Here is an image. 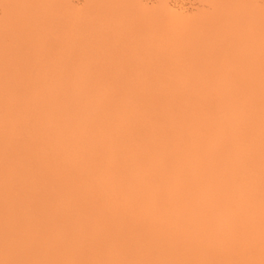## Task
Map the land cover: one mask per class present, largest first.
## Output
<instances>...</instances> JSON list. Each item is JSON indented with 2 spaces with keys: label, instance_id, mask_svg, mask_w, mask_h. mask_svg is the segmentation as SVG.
<instances>
[{
  "label": "bare ground",
  "instance_id": "1",
  "mask_svg": "<svg viewBox=\"0 0 264 264\" xmlns=\"http://www.w3.org/2000/svg\"><path fill=\"white\" fill-rule=\"evenodd\" d=\"M81 1L0 0V264H264V0Z\"/></svg>",
  "mask_w": 264,
  "mask_h": 264
},
{
  "label": "rangeland",
  "instance_id": "2",
  "mask_svg": "<svg viewBox=\"0 0 264 264\" xmlns=\"http://www.w3.org/2000/svg\"><path fill=\"white\" fill-rule=\"evenodd\" d=\"M82 4L83 3L81 0H73L72 6L74 9L80 10L82 7ZM167 5H168L167 6V9H168L167 13L164 12L162 9H160V10H162L163 12L158 10L159 6H158L157 0H141L140 6H135V7H132L130 9H127V13L125 14L126 17H123V19L126 21V23L122 22V21H121V23L123 25L126 24L127 27L129 24V27H128L129 32H128V34H124V36L128 40L130 39L129 40L130 42L126 41V39H125L128 47H126L125 44H121L119 46V49H118L121 54L117 53V55H126L127 51H131V48L133 49V46H130V44L132 45L134 41L136 43L137 41L139 42V40L142 41V38H143V40H145V41H142V42H144V43L146 42V38L144 39V33L146 32V31H144L146 28V27H144L145 25H147L148 29L154 30V31L151 30L152 32L150 31L149 34L152 33L151 35L155 39L167 40L169 38V40H167V41L173 47L175 44H177L175 42L180 40L179 38H181V36H182L181 34L176 35V34H172L170 32L173 18H176V17L180 18L181 17V19H183L184 21H189V20L192 21L193 20V21H195V23L192 21L189 24L192 27H194V24L196 26L197 22L200 19V18H198L199 16H201L203 14L206 15V13L210 14L209 4L207 3L206 0H168ZM136 8H137V10H136ZM139 8L141 10L143 9L144 12H141V10ZM156 10H158V11H156ZM137 13H139V14H137ZM144 14H146V15L143 17ZM154 26H156V27L154 28ZM125 32H127V31L125 30ZM171 38H172V40H171L172 43H170ZM186 39H188V38L186 37ZM186 39L185 40L181 39L183 41H181V42L178 41V42L184 46V44H185L184 42L187 41ZM140 43L141 42H139V44ZM122 47H123V49H121ZM179 47H181V45ZM197 48H198V46H197ZM186 49H187V52L189 51L188 53H190V55H194V53H196V51H195L193 54H191V49L187 47V48H185V51L183 50L182 53H180V55L181 54L187 55L188 53H184V52H186ZM173 50H175V49H173ZM173 50L172 51L170 50V52L173 54H176L177 52L175 53V51H173ZM197 50H198L199 54L201 55L202 53L199 51V48ZM143 51H146V50H143ZM147 53H148V51L143 52L141 54L146 55ZM132 54L133 55H141V54L136 53V52H134V53L132 52ZM132 54H130V55H132ZM127 55H129L128 52H127ZM147 55H152V54H147Z\"/></svg>",
  "mask_w": 264,
  "mask_h": 264
}]
</instances>
